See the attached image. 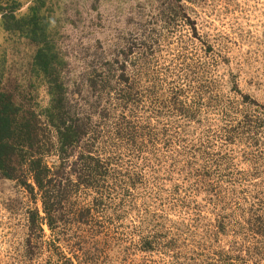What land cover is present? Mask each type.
<instances>
[{"label":"rangeland","instance_id":"rangeland-1","mask_svg":"<svg viewBox=\"0 0 264 264\" xmlns=\"http://www.w3.org/2000/svg\"><path fill=\"white\" fill-rule=\"evenodd\" d=\"M11 1L0 0V22ZM15 1L20 4L17 17L27 14L34 5V0ZM180 3L186 20L178 19L181 11L177 0H39L42 6L38 20L57 55L60 80L67 92L80 94L89 102H94L96 94L88 87L93 69L106 60L121 57V52L127 53L134 42H145L146 52L148 48L154 50L150 70L165 77V83L171 80L172 68L183 66L185 71L179 73L182 75L178 80L179 86L185 88L183 94L188 101L195 94H202L204 107L201 115L189 124L187 140L208 142L200 154L207 152L206 167L211 174L217 172L214 180L233 194L234 200L243 205L248 201L264 202V0ZM139 50L140 47L135 53ZM35 52L36 46L21 34L0 27V89L24 110L41 114L49 104V96L45 80L33 67ZM134 58L132 55L128 62L130 68L136 63ZM143 102L149 104V100ZM245 115L261 125L258 137L225 141L236 137L229 128ZM143 116L151 124L145 133L158 139L162 138L159 134L164 124L178 121L169 118L164 110L153 113L146 109ZM197 165H202V161L198 160ZM187 170L178 163L177 181V175L172 174L174 168L167 163L165 172L172 179L164 185L171 188L175 184L184 191V175L179 173ZM180 194L178 206L171 207L166 215L167 227H187L198 214L205 218L203 224H214L202 196ZM60 208L61 221L55 235L44 224L42 232L36 231L28 218L35 212L43 217L39 197L0 176V264H61L63 257L74 264H175V248L168 254H161L162 250L159 254L131 247L128 241H137L130 228L132 223H125L120 230L124 242L115 243L118 235H114L110 224L104 223L106 213L102 217L83 192L62 202ZM130 216L131 220L134 214ZM29 231L35 235L32 244L27 242Z\"/></svg>","mask_w":264,"mask_h":264},{"label":"trees","instance_id":"trees-1","mask_svg":"<svg viewBox=\"0 0 264 264\" xmlns=\"http://www.w3.org/2000/svg\"><path fill=\"white\" fill-rule=\"evenodd\" d=\"M177 1L181 11L178 19L186 20ZM38 2L34 0L28 13L17 17L20 4L12 0L0 22L4 31L19 33L36 46L33 67L45 80L49 96L48 106L35 114L15 104L0 89V176L39 197L43 217L38 212L31 215L30 227L42 232L44 224L55 235L61 221V203L83 192L102 217L106 213L104 223L115 229L118 245L124 242L120 230L125 223H132L131 234L137 241L131 244L129 240L131 247L159 254L161 250V254H168L175 248V264L264 263V202L248 201L243 205L234 200L233 194L214 180L217 172L211 174L206 167L207 152L200 154L208 142L187 140L189 124L204 107L202 94H195L189 101L183 94L185 88L178 84L182 75L179 73L185 71L183 66L172 68L171 80L165 83V77L150 70L154 50L148 48L146 52L145 42H134L127 53L121 52V57L93 69L88 87L96 93L94 102L80 94L71 95L60 80L59 62L47 32L39 26L42 4ZM139 47L140 53H135ZM132 55L136 63L130 68ZM143 100H149V104L144 105ZM146 109L153 113L164 110L169 118L178 121L164 124L159 134L162 138L158 139L145 133L151 129L143 116ZM220 114L227 117L224 110ZM258 128L261 125L245 115L229 128L236 137L225 141L254 140L260 133ZM198 160L202 165H197ZM167 163L174 168L172 174L177 175V181L178 163L188 168L187 173H179L184 175V191L175 184L171 188L164 185L172 179L165 172ZM193 165L197 168L193 169ZM226 173L224 170L225 178ZM181 192L187 197L202 196L214 224H203L205 218L198 214L193 225L167 227L166 215L171 207L178 206ZM131 213L134 217L130 220ZM180 228L184 231L180 232ZM34 238L30 232L28 244ZM61 264L74 263L63 257Z\"/></svg>","mask_w":264,"mask_h":264}]
</instances>
